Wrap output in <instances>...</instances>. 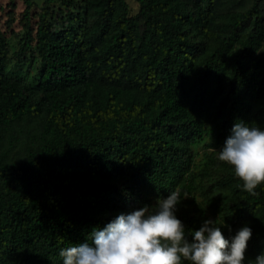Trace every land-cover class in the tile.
I'll return each instance as SVG.
<instances>
[{
	"label": "trees",
	"instance_id": "1",
	"mask_svg": "<svg viewBox=\"0 0 264 264\" xmlns=\"http://www.w3.org/2000/svg\"><path fill=\"white\" fill-rule=\"evenodd\" d=\"M21 1L20 50L33 43L40 71L33 85L8 76L0 31V264H63L62 248L176 189L186 230L250 227L254 264L264 185L243 190L218 151L237 122L264 129L262 0L223 13L215 0H133L132 16L124 0H81L58 28L56 0H43L33 35ZM204 139L213 151L192 172Z\"/></svg>",
	"mask_w": 264,
	"mask_h": 264
},
{
	"label": "clouds",
	"instance_id": "2",
	"mask_svg": "<svg viewBox=\"0 0 264 264\" xmlns=\"http://www.w3.org/2000/svg\"><path fill=\"white\" fill-rule=\"evenodd\" d=\"M231 132L218 160L232 166L243 190L255 196L257 187L264 185V129L241 121ZM180 203L176 189L158 198L153 211L145 205L117 215L103 229L94 228L86 242L62 248L63 264H244L250 227H241L230 239L217 219L204 220L198 230H186L176 216ZM254 264H264V252Z\"/></svg>",
	"mask_w": 264,
	"mask_h": 264
},
{
	"label": "rangeland",
	"instance_id": "3",
	"mask_svg": "<svg viewBox=\"0 0 264 264\" xmlns=\"http://www.w3.org/2000/svg\"><path fill=\"white\" fill-rule=\"evenodd\" d=\"M32 1L34 9L31 11L29 17L31 35L34 34L36 24L35 15L41 8L43 0ZM60 1L62 0H56L52 5L55 18L53 26L56 28L61 26V22H65L62 17L64 14L67 12L76 14L80 11L79 7L81 6V0H71L72 2L70 4L67 3L65 6H63ZM191 1L192 0H187L189 3ZM124 2L127 4L129 15L132 16L136 14L138 10L137 4L133 0H124ZM249 4L250 0H215V10L217 13L240 11L246 9ZM22 10L23 4L21 0H0V31L3 34L7 48L6 71L8 76H16V78L33 85L40 71V63L33 52V43L30 44V48H25L23 51L20 50L24 38L21 21ZM261 10L264 15V0L261 2ZM9 16H11V19L8 20ZM70 23L71 25H76L74 19L70 20ZM262 50H264V42L262 44ZM10 140V143L16 144L20 147L22 140L18 138V135L16 141L14 140V135L10 137ZM204 143L205 139L191 148L193 156V166L191 167L192 172L200 170L204 162L205 153L213 151L211 149H204ZM184 199L198 201V192H194L191 195L184 197Z\"/></svg>",
	"mask_w": 264,
	"mask_h": 264
}]
</instances>
